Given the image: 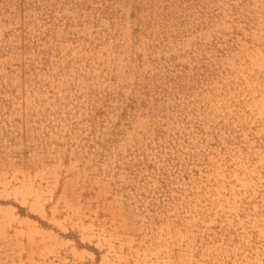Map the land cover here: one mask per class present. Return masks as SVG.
<instances>
[{"label":"rangeland","instance_id":"374dc122","mask_svg":"<svg viewBox=\"0 0 264 264\" xmlns=\"http://www.w3.org/2000/svg\"><path fill=\"white\" fill-rule=\"evenodd\" d=\"M0 264H264V0H0Z\"/></svg>","mask_w":264,"mask_h":264}]
</instances>
